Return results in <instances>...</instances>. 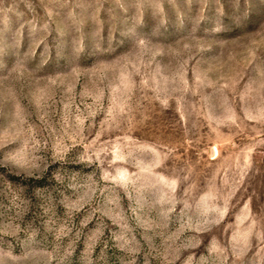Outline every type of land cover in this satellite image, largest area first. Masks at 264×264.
Returning a JSON list of instances; mask_svg holds the SVG:
<instances>
[{
    "label": "rangeland",
    "instance_id": "1",
    "mask_svg": "<svg viewBox=\"0 0 264 264\" xmlns=\"http://www.w3.org/2000/svg\"><path fill=\"white\" fill-rule=\"evenodd\" d=\"M0 264H264V0H0Z\"/></svg>",
    "mask_w": 264,
    "mask_h": 264
}]
</instances>
